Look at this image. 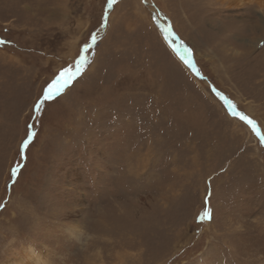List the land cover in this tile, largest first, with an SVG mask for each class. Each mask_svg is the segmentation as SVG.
Wrapping results in <instances>:
<instances>
[{
	"label": "rangeland",
	"instance_id": "1",
	"mask_svg": "<svg viewBox=\"0 0 264 264\" xmlns=\"http://www.w3.org/2000/svg\"><path fill=\"white\" fill-rule=\"evenodd\" d=\"M250 1L0 0V264H264Z\"/></svg>",
	"mask_w": 264,
	"mask_h": 264
},
{
	"label": "snow or ice",
	"instance_id": "2",
	"mask_svg": "<svg viewBox=\"0 0 264 264\" xmlns=\"http://www.w3.org/2000/svg\"><path fill=\"white\" fill-rule=\"evenodd\" d=\"M181 47L183 48V45H181ZM185 51L188 52L189 54L191 53V49H185ZM182 59H183V57H182ZM186 62L189 64L190 67H192V68L195 69V64L194 63H192L191 61H186ZM196 70H197V72L199 71L198 69H196ZM77 71H79V69H77ZM65 76L68 77V80H71L72 79V75L71 74H69V73H62L61 76H60V78L56 81V83L59 84L61 80H64V77ZM68 80H64V84H67ZM61 87H63V85H61ZM57 92H59V89H57ZM52 95H53V92H52V88L50 87L49 90H48V92H47V94L45 95V99L51 98ZM224 99L226 100V98H224ZM230 107L233 108V115H239V117H240L241 120H244L248 124H251L253 126V128L255 129L256 124H255V122L253 120H251L249 117H247V116H245V115H243L241 113L235 112L234 106L230 105ZM261 139L264 140V137H261ZM205 215L208 216L209 213L206 212Z\"/></svg>",
	"mask_w": 264,
	"mask_h": 264
},
{
	"label": "bare ground",
	"instance_id": "3",
	"mask_svg": "<svg viewBox=\"0 0 264 264\" xmlns=\"http://www.w3.org/2000/svg\"><path fill=\"white\" fill-rule=\"evenodd\" d=\"M230 1H239V2H243L244 0H243V1H242V0H230ZM249 1H250V0H249ZM251 1H254V0H251ZM251 1H250V2H251ZM257 1L260 2V1H264V0H257ZM30 251L32 252V250H30ZM32 264H36V263L33 262Z\"/></svg>",
	"mask_w": 264,
	"mask_h": 264
},
{
	"label": "water",
	"instance_id": "4",
	"mask_svg": "<svg viewBox=\"0 0 264 264\" xmlns=\"http://www.w3.org/2000/svg\"><path fill=\"white\" fill-rule=\"evenodd\" d=\"M195 70H196V69H195ZM39 106H40V104H39ZM39 106H38L37 110L39 109Z\"/></svg>",
	"mask_w": 264,
	"mask_h": 264
}]
</instances>
